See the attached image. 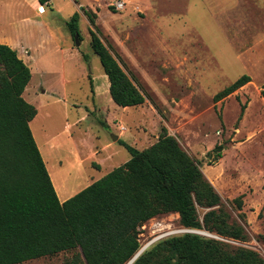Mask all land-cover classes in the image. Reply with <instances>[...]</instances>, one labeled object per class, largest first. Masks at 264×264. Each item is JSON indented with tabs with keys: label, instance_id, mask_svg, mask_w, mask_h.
Wrapping results in <instances>:
<instances>
[{
	"label": "rangeland",
	"instance_id": "rangeland-1",
	"mask_svg": "<svg viewBox=\"0 0 264 264\" xmlns=\"http://www.w3.org/2000/svg\"><path fill=\"white\" fill-rule=\"evenodd\" d=\"M116 1L124 8H116ZM38 10L44 9L32 0H0V32L23 34L22 40L10 33L32 74L22 95L37 109L30 127L47 170L53 182L56 172L68 188L62 194L54 182L60 199L128 160L119 140L143 149L166 127L247 237L199 234L254 249L264 258V0H52L44 13ZM75 11L79 45L65 24ZM85 11L94 15L93 23ZM31 19L45 22L43 30ZM90 29L140 88L143 103L122 107L111 99ZM244 73L251 77L248 83L213 100ZM240 194L242 206L236 208L232 199ZM197 211L201 218L205 209ZM176 213L140 226V247L190 230ZM72 255L63 251L21 264H69Z\"/></svg>",
	"mask_w": 264,
	"mask_h": 264
},
{
	"label": "trees",
	"instance_id": "trees-1",
	"mask_svg": "<svg viewBox=\"0 0 264 264\" xmlns=\"http://www.w3.org/2000/svg\"><path fill=\"white\" fill-rule=\"evenodd\" d=\"M85 14L93 23L94 15ZM79 16L75 11L65 23L73 37ZM90 45L108 78L111 99L123 107L143 103L140 88L92 29ZM30 78L17 50L0 42V264L63 251H73L69 264H126L140 248L139 227L169 212H177L185 228L246 239L245 228L231 220L218 191L166 127L143 149L119 140L129 159L60 201L30 127L37 109L22 95ZM250 80L242 74L213 100ZM260 95L264 99V82ZM245 107L246 102L237 121ZM222 146H215L217 156ZM232 202L241 208L242 194ZM198 207L205 209L201 218ZM131 264H264V258L245 246L183 232L158 239Z\"/></svg>",
	"mask_w": 264,
	"mask_h": 264
},
{
	"label": "crops",
	"instance_id": "crops-1",
	"mask_svg": "<svg viewBox=\"0 0 264 264\" xmlns=\"http://www.w3.org/2000/svg\"><path fill=\"white\" fill-rule=\"evenodd\" d=\"M33 1V3L34 4H36V8L38 9V6L39 5H41V8H43L44 10L43 11H39L38 10V12L39 13H44L45 12V5H50L51 4V1L52 0H49V1H47V2H45V3H43V4H41L40 2H39V0H32ZM31 22H33V24H36V25H39V26H41V30H43V25H44V23L45 22H41V21H39L38 19H31ZM10 33H12L13 35H16V36H18V37H21V39L22 38H24L23 37V34L22 33H19V32H10ZM10 33H9V35H7L6 33H4V32H0V42L1 43H5V44H8V45H10L12 48H13V46L12 45H14L16 42H18V39L17 38H15V37H13L12 35H10ZM40 36H42V35H40ZM23 40V39H22ZM42 43V41H39V42H36V44H34L33 45V50H34V52H36L35 51V49H34V46H39L40 44ZM19 55V54H18ZM32 57V56H31ZM22 58V57H21ZM23 59V58H22ZM31 59V58H30ZM24 60V62L28 65L29 64V62H26V60L25 59H23ZM31 70V69H30ZM31 77H32V74H31ZM30 80H31V78H30ZM30 82V81H29ZM29 82H28V84H29ZM27 84V85H28ZM36 116V115H35ZM34 119V118H33ZM31 122H32V120L30 121V124H31ZM49 175H50V173H49ZM52 176H53V173H52ZM50 178H51V180H52V177H51V175H50ZM55 182V181H54ZM54 182H53V180H52V183H53V186H54V188H55V190H56V193H57V195H58V198L60 199V196H59V192H58V190H57V188H56V186H55V184H54ZM71 194H69L68 196H64V198H62V199H60V201H63V200H65L67 197H69Z\"/></svg>",
	"mask_w": 264,
	"mask_h": 264
},
{
	"label": "bare ground",
	"instance_id": "bare-ground-1",
	"mask_svg": "<svg viewBox=\"0 0 264 264\" xmlns=\"http://www.w3.org/2000/svg\"><path fill=\"white\" fill-rule=\"evenodd\" d=\"M261 99L264 102V99L263 98H261ZM53 178H54L55 184L57 185L58 190L62 194H67L68 188L66 187V183L62 180V178H60L56 172H53ZM147 244H148V242L146 244L142 245V247H147L148 246Z\"/></svg>",
	"mask_w": 264,
	"mask_h": 264
},
{
	"label": "water",
	"instance_id": "water-1",
	"mask_svg": "<svg viewBox=\"0 0 264 264\" xmlns=\"http://www.w3.org/2000/svg\"><path fill=\"white\" fill-rule=\"evenodd\" d=\"M78 37H79V33H75L74 35V40H75V43L76 45H79V40H78ZM113 139H116L117 138V135H112ZM186 232H196V233H199V231L197 230H193V229H190V230H187ZM158 237L150 240L148 242L147 245H149L151 242H153L155 239H157ZM146 247H140L139 250L134 254V256L126 263V264H131V262L145 249Z\"/></svg>",
	"mask_w": 264,
	"mask_h": 264
},
{
	"label": "built area",
	"instance_id": "built-area-1",
	"mask_svg": "<svg viewBox=\"0 0 264 264\" xmlns=\"http://www.w3.org/2000/svg\"><path fill=\"white\" fill-rule=\"evenodd\" d=\"M114 4H115V7L118 8V9H123L124 8V2L123 1H116Z\"/></svg>",
	"mask_w": 264,
	"mask_h": 264
}]
</instances>
